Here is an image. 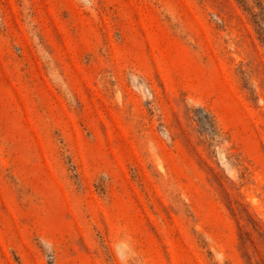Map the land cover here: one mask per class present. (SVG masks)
<instances>
[{
    "label": "rangeland",
    "instance_id": "1",
    "mask_svg": "<svg viewBox=\"0 0 264 264\" xmlns=\"http://www.w3.org/2000/svg\"><path fill=\"white\" fill-rule=\"evenodd\" d=\"M0 264H264V0H0Z\"/></svg>",
    "mask_w": 264,
    "mask_h": 264
}]
</instances>
